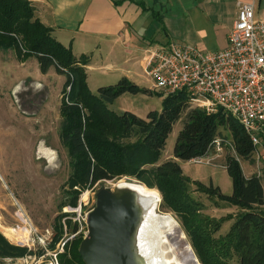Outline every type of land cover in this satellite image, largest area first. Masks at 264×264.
I'll return each mask as SVG.
<instances>
[{
	"label": "trees",
	"instance_id": "trees-1",
	"mask_svg": "<svg viewBox=\"0 0 264 264\" xmlns=\"http://www.w3.org/2000/svg\"><path fill=\"white\" fill-rule=\"evenodd\" d=\"M10 46H15L18 54L24 57L37 56L42 72L54 66L66 75L64 87L70 86L66 96L70 102L63 99L61 106L65 115L61 136L68 144L71 156L77 158L78 175L72 180V186L78 182L87 184L111 179L121 173L139 177L147 172L159 188L164 206L177 215L190 216V223L184 220L182 226L196 256L202 261L209 256L214 264H232L234 258L239 264H264V182L260 174L246 176L239 159L228 154L225 167L233 183V193L228 195L220 190V186L193 181L176 159L189 161L203 156L217 136H224L234 140L239 157L254 163L257 147L229 111L222 107L215 110L190 107L188 93L178 91L166 94L163 110H152L146 118L131 111L116 113L108 103L121 94L145 89L123 76L115 84L100 86L98 94L93 93L85 68L89 62L88 54L77 57L70 47L59 42L51 28L35 16L29 0H0V50ZM85 109L89 114H85ZM183 116V128L174 147L175 158L158 163L174 123ZM132 138L142 139L122 141ZM148 164L149 167H145ZM191 183L203 187L220 207L236 205L241 208L226 237H213L220 224L201 215L205 206L192 195ZM78 194L75 190L71 196L73 206L78 203ZM14 246L0 239V255L14 252Z\"/></svg>",
	"mask_w": 264,
	"mask_h": 264
},
{
	"label": "rangeland",
	"instance_id": "rangeland-1",
	"mask_svg": "<svg viewBox=\"0 0 264 264\" xmlns=\"http://www.w3.org/2000/svg\"><path fill=\"white\" fill-rule=\"evenodd\" d=\"M214 39L213 34L209 35L205 43L198 45V48L216 51L215 48L218 45H215ZM2 51H4L3 57ZM12 55L17 59L29 57L18 54L15 46L0 50V239L12 246L17 245L11 237H8V231L20 223L16 216L18 210L26 214L40 235L53 233V239L47 245L48 249L37 242L32 249L27 246H14L16 247L14 252L0 255V264H52L53 257L48 251L58 249L61 239L71 234L74 237L65 245L64 251L57 255L58 262L59 264H84L79 255V245L87 233V223L84 218L95 205L94 194L101 186L113 189L122 183L130 182L127 177H131L133 184L140 186L144 192L156 196L157 211L172 214L180 223L190 243L182 226V221L189 222L190 216L177 215L171 208L164 206L162 194L147 172H143L139 177L121 173L111 179H100L87 184L78 182L76 186H72V180L78 175L75 166L77 158L71 156L68 144L61 136V126L65 117L61 106L63 99L70 102V99L66 97L70 88H65L63 85L65 76L52 69L53 72L47 76L46 81L44 80L47 86L46 93L43 95L33 93L30 81L38 79L34 71L38 66H30L29 72L17 73L13 71V66L9 62H4L8 61ZM102 78L97 73L87 81L93 93L98 94L100 86L118 82L116 80L100 81ZM152 79L149 73L143 70L139 75L138 85L147 91L121 94L113 102L108 103V107L118 114L131 111L143 118H146L152 110L161 112L166 93L163 89L155 87ZM190 105V107H199L198 101L194 100L190 102ZM217 108L216 106L214 110ZM84 111L86 115L89 114L88 110ZM184 119L183 116L176 124L174 123L158 163L175 158L174 147L178 133L183 128ZM224 132L229 134L226 129ZM141 139L132 138L122 141L137 142ZM238 158L246 173L260 174L264 182V138L254 154V163L239 156ZM177 161L182 165L184 173L193 181L198 180L206 185L212 183L214 186H220V190L225 194L233 193L232 178L225 167L226 155L215 157L213 162L178 159ZM190 188L192 195L204 203L205 208L200 211L201 215L211 217L220 224L213 233V237H226L231 230L234 217L240 213L241 208L236 205L220 207L215 203V198L206 193L203 187L191 183ZM75 190L79 191V196H83L81 212L80 215L78 212L68 215L64 209L72 205L71 196L74 195ZM78 216L81 222H74L73 218L71 219ZM192 250L195 251L194 248ZM205 258L204 262L197 257V264H214L209 256ZM232 264L239 263L234 258Z\"/></svg>",
	"mask_w": 264,
	"mask_h": 264
},
{
	"label": "crops",
	"instance_id": "crops-1",
	"mask_svg": "<svg viewBox=\"0 0 264 264\" xmlns=\"http://www.w3.org/2000/svg\"><path fill=\"white\" fill-rule=\"evenodd\" d=\"M29 1L35 16L51 28L59 42L70 47L77 57L88 54L87 81L98 73L103 77L100 81H117L127 76L138 84L142 71L148 72L149 51L160 43L178 41L198 47L213 34L218 45L215 49L225 48L237 18L239 1L252 2L255 15L264 19V0ZM3 54L4 51L2 57ZM4 62H9L17 73L29 72L30 66H38L34 69L38 79L30 82L31 91L41 95L46 93L44 80L52 69L59 73L54 66L42 72L35 55L26 59L12 55ZM59 74L65 76V82L66 75ZM242 169L246 176L253 174L246 173L243 166Z\"/></svg>",
	"mask_w": 264,
	"mask_h": 264
},
{
	"label": "built area",
	"instance_id": "built-area-1",
	"mask_svg": "<svg viewBox=\"0 0 264 264\" xmlns=\"http://www.w3.org/2000/svg\"><path fill=\"white\" fill-rule=\"evenodd\" d=\"M254 6L252 2H238L237 18L225 48L206 51L193 44L171 41L149 51L147 66L155 87L166 94L185 91L190 102L198 101L201 108L214 110L217 106L229 111L258 149L264 136V19L256 17ZM228 154L238 158L234 140L217 136L205 155L190 161L213 162L215 157ZM82 202L80 195L77 206L68 205L64 211L68 215L77 212L80 215ZM16 216L20 220L12 228L16 244L32 249L37 242L48 249L53 233L40 235L22 210H18ZM72 218L74 222H81L79 216ZM72 237V234L64 237L58 249L48 251L53 257L52 264H59L57 255L64 251Z\"/></svg>",
	"mask_w": 264,
	"mask_h": 264
},
{
	"label": "water",
	"instance_id": "water-1",
	"mask_svg": "<svg viewBox=\"0 0 264 264\" xmlns=\"http://www.w3.org/2000/svg\"><path fill=\"white\" fill-rule=\"evenodd\" d=\"M94 195L79 245L85 264H152L140 250L139 233L149 211L142 196L129 187L106 186Z\"/></svg>",
	"mask_w": 264,
	"mask_h": 264
},
{
	"label": "bare ground",
	"instance_id": "bare-ground-1",
	"mask_svg": "<svg viewBox=\"0 0 264 264\" xmlns=\"http://www.w3.org/2000/svg\"><path fill=\"white\" fill-rule=\"evenodd\" d=\"M130 182L120 184L118 187H129L137 191L148 204L149 211L146 221L139 233L140 250L147 254L152 264H197V257L192 250L180 223L170 214L160 213L156 209L157 198L148 194ZM8 237H16L12 228Z\"/></svg>",
	"mask_w": 264,
	"mask_h": 264
}]
</instances>
